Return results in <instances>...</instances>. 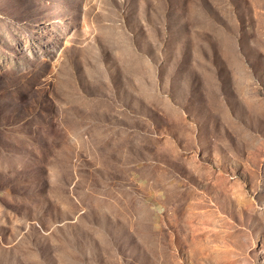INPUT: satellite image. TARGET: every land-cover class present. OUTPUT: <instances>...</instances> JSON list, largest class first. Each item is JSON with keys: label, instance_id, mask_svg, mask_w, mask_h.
<instances>
[{"label": "rangeland", "instance_id": "1", "mask_svg": "<svg viewBox=\"0 0 264 264\" xmlns=\"http://www.w3.org/2000/svg\"><path fill=\"white\" fill-rule=\"evenodd\" d=\"M0 264H264V0H0Z\"/></svg>", "mask_w": 264, "mask_h": 264}]
</instances>
